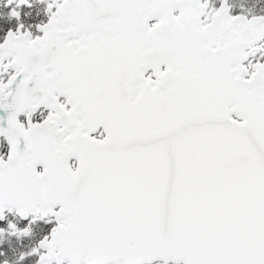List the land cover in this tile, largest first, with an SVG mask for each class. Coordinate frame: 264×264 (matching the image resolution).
Masks as SVG:
<instances>
[{
    "label": "snow or ice",
    "instance_id": "1",
    "mask_svg": "<svg viewBox=\"0 0 264 264\" xmlns=\"http://www.w3.org/2000/svg\"><path fill=\"white\" fill-rule=\"evenodd\" d=\"M0 264H264V0H0Z\"/></svg>",
    "mask_w": 264,
    "mask_h": 264
}]
</instances>
